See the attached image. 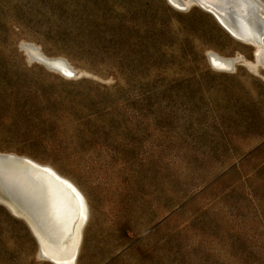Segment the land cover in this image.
I'll use <instances>...</instances> for the list:
<instances>
[{
  "label": "rangeland",
  "instance_id": "obj_1",
  "mask_svg": "<svg viewBox=\"0 0 264 264\" xmlns=\"http://www.w3.org/2000/svg\"><path fill=\"white\" fill-rule=\"evenodd\" d=\"M23 42L75 73L30 60ZM254 61L195 4L0 0V151L50 164L85 193L77 264H264ZM0 264H53L1 204Z\"/></svg>",
  "mask_w": 264,
  "mask_h": 264
},
{
  "label": "bare ground",
  "instance_id": "obj_2",
  "mask_svg": "<svg viewBox=\"0 0 264 264\" xmlns=\"http://www.w3.org/2000/svg\"><path fill=\"white\" fill-rule=\"evenodd\" d=\"M178 3L180 8L195 4L212 12L231 36L254 47V66L264 68V42L246 34L264 31V0H252L251 6L247 2L227 5L211 0H178ZM22 44L30 60H45L66 76H69L68 72L75 73V68L65 58H45L33 43ZM209 60L216 68L229 70L235 59L210 51ZM0 173V204L9 208L12 215L26 220L36 240L38 256L53 264H64L62 257L70 252L72 255L66 264H77L84 229L90 217L88 199L77 183L50 164L14 152L0 151ZM53 232L58 240V254L41 243L42 238ZM44 251H48V256L43 255Z\"/></svg>",
  "mask_w": 264,
  "mask_h": 264
},
{
  "label": "snow or ice",
  "instance_id": "obj_3",
  "mask_svg": "<svg viewBox=\"0 0 264 264\" xmlns=\"http://www.w3.org/2000/svg\"><path fill=\"white\" fill-rule=\"evenodd\" d=\"M200 2H204V0H200ZM211 2L213 3H224L227 5H234V4H241V3H245L247 2V4L249 6H251L252 4V0H211ZM170 4L175 5L176 7H179V3L178 0H169ZM249 36H254L256 39L264 42V31H257L256 33H252V32H248L246 33ZM213 63L215 64V58H213ZM57 68H59V64L56 65ZM67 75L71 76L72 73L68 72ZM0 175H2V173H0ZM57 179H59L57 177ZM51 241V243H49L48 241ZM41 243H44L46 245L47 248L53 250L54 254H58V251L56 249V245L58 244V240L56 238V233H49L46 237L42 238ZM59 252H62V250H59ZM43 255L48 256V251H44ZM71 253H65L63 255V259H64V264H66L67 259L71 257Z\"/></svg>",
  "mask_w": 264,
  "mask_h": 264
},
{
  "label": "water",
  "instance_id": "obj_4",
  "mask_svg": "<svg viewBox=\"0 0 264 264\" xmlns=\"http://www.w3.org/2000/svg\"><path fill=\"white\" fill-rule=\"evenodd\" d=\"M166 1L169 3V0H166ZM169 4H170V3H169ZM170 5L176 7V6L173 5V4H170ZM189 6H190V5H189ZM189 6H188V7H189ZM188 7H187V8H188ZM177 8H180V7H177ZM180 9H186V8H180ZM209 13H210V14L215 18V20L220 24V22L217 20L216 16H214V14H212V12H209ZM220 25H221V27H223L222 24H220ZM223 28H224V27H223ZM224 29L226 30V28H224ZM226 31H227V30H226ZM227 33H228L229 35H231L228 31H227ZM232 37H233V36H232ZM255 59H256V58H255ZM1 205H2V204H1ZM3 206H4V205H3ZM4 207H5L8 211H10L9 208H7L6 206H4ZM22 219L25 221V223H27L26 220H25L24 218H22ZM27 226H28V224H27Z\"/></svg>",
  "mask_w": 264,
  "mask_h": 264
}]
</instances>
